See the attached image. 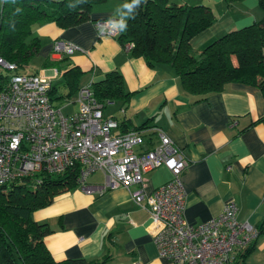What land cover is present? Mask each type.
Instances as JSON below:
<instances>
[{
    "label": "crops",
    "instance_id": "0c3cea01",
    "mask_svg": "<svg viewBox=\"0 0 264 264\" xmlns=\"http://www.w3.org/2000/svg\"><path fill=\"white\" fill-rule=\"evenodd\" d=\"M171 1L205 4L215 15L213 24L191 39L195 50L225 32L259 20L263 14L258 0ZM125 3L128 1L97 3L89 19L67 28L55 22L33 25L41 47L30 61L32 68L26 71L49 76L53 84L61 83L63 71L75 66L82 71L81 86L102 78L108 71H119L131 96L122 111L118 103H110L108 107L117 105V113H103L123 117L129 129L142 124L160 127L181 148L188 159L182 175L187 221L200 223L233 200L237 218L256 225L264 213V124L256 122L264 114L260 89L230 82L223 90L194 100L180 89L170 67L151 68L143 57L126 50L117 36L98 35L95 21L113 17L118 22L125 16ZM55 39L74 42L81 50L70 55L54 52ZM49 60L56 61L57 66H44ZM58 90L66 93L64 85H59ZM75 97L69 100L68 112L77 109ZM169 177V169L161 165L143 173L142 187L150 193ZM99 180L88 178L92 184L102 181ZM32 218L51 227L44 243L58 261L109 255L100 264H172L158 253L148 210L137 205L124 186L102 194L77 187L54 196L49 205L33 211ZM238 264H264V235L257 238L254 248Z\"/></svg>",
    "mask_w": 264,
    "mask_h": 264
},
{
    "label": "built area",
    "instance_id": "2783aa9c",
    "mask_svg": "<svg viewBox=\"0 0 264 264\" xmlns=\"http://www.w3.org/2000/svg\"><path fill=\"white\" fill-rule=\"evenodd\" d=\"M115 22L113 17L96 20L98 35L117 36ZM132 46L127 41L123 47ZM52 49L62 55L81 50L63 39H55ZM15 69V63L0 56V71L8 74L0 89V185L24 178L39 182L41 173H61L77 165V187L87 193L129 189L132 200L149 212L159 255L172 264H236L239 251L256 237L255 225L237 218L233 200L200 223L187 221L182 175L188 159L163 129L120 132L118 121L104 115L103 103L92 95L91 82L78 89L77 109L63 112L49 98V76ZM150 131L153 135L145 136ZM161 165L169 169V179L146 193L143 173ZM95 172L102 181L89 183Z\"/></svg>",
    "mask_w": 264,
    "mask_h": 264
},
{
    "label": "trees",
    "instance_id": "16d2710c",
    "mask_svg": "<svg viewBox=\"0 0 264 264\" xmlns=\"http://www.w3.org/2000/svg\"><path fill=\"white\" fill-rule=\"evenodd\" d=\"M104 1L3 0L0 3V56L15 63V71H24L41 47L33 25L45 22H55L63 28L76 25L89 19L92 7ZM235 1L239 0H225L226 3ZM258 5L263 13L259 20L225 32L195 50L191 39L215 20L210 6L146 0L135 9V18L127 19V29L121 31L117 39L122 46L131 41V54L143 57L149 67H170L180 89L196 101L223 90L230 82L256 86L264 99V0H258ZM44 66H57V62L49 60ZM81 74L82 71L73 66L63 71L62 84L50 83L48 94L54 105L77 94ZM7 75L0 71V89ZM59 85L65 86L66 93L58 92ZM90 89L94 98L103 103V112L110 103H118L120 109H125L131 96L117 70L91 81ZM112 117L118 121L120 132L130 130L126 119ZM256 122L264 124V114ZM148 128L145 124L133 127L135 130ZM144 134L151 137L153 132ZM78 172L79 167L73 165L61 173H41L39 182L24 178L0 185V264H100L110 257L55 260L44 243V236L52 231L51 227L45 221L37 222L32 218L33 211L49 205L54 196L77 188ZM255 227L256 237L239 251L236 264L243 261L257 238L264 235V213Z\"/></svg>",
    "mask_w": 264,
    "mask_h": 264
},
{
    "label": "clouds",
    "instance_id": "9594fccd",
    "mask_svg": "<svg viewBox=\"0 0 264 264\" xmlns=\"http://www.w3.org/2000/svg\"><path fill=\"white\" fill-rule=\"evenodd\" d=\"M142 2L146 0H131L130 3H125L122 7L126 10L125 16L119 19L118 22L112 24L114 28H118L120 31H125L127 29V19L135 18V9L140 6ZM73 5H70L72 7ZM19 11V9H17Z\"/></svg>",
    "mask_w": 264,
    "mask_h": 264
},
{
    "label": "rangeland",
    "instance_id": "374dc122",
    "mask_svg": "<svg viewBox=\"0 0 264 264\" xmlns=\"http://www.w3.org/2000/svg\"><path fill=\"white\" fill-rule=\"evenodd\" d=\"M33 64V62H30L28 65H26V67H25V70L27 69V70H30L32 67H31V65ZM56 103H59V101H57ZM63 106L62 108H63V112H68V111H70L71 110V106H66V105H63V102L62 103H60L59 104V106ZM112 112H114V114H116L117 113V105L115 104V105H113V106H109V107H107V109H106V111H105V113L106 114H111ZM89 179H102L103 178V176H102V174L100 173V172H95L93 175H90L89 177H88ZM99 180V181H100Z\"/></svg>",
    "mask_w": 264,
    "mask_h": 264
}]
</instances>
